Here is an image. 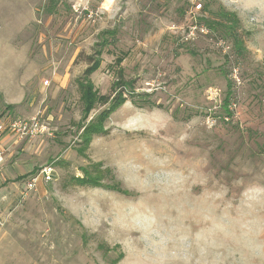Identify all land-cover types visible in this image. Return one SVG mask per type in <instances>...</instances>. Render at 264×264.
<instances>
[{"label":"rangeland","instance_id":"1","mask_svg":"<svg viewBox=\"0 0 264 264\" xmlns=\"http://www.w3.org/2000/svg\"><path fill=\"white\" fill-rule=\"evenodd\" d=\"M0 117V264H264V0H0Z\"/></svg>","mask_w":264,"mask_h":264},{"label":"trees","instance_id":"2","mask_svg":"<svg viewBox=\"0 0 264 264\" xmlns=\"http://www.w3.org/2000/svg\"><path fill=\"white\" fill-rule=\"evenodd\" d=\"M206 14H210L209 19L204 20L205 23L211 28L212 30H219L222 33L226 34L228 37L232 39L233 45L236 49V53H241L244 49L242 41L237 33H235V25L237 24L236 17L230 15L229 12L224 10L223 8L218 10L216 13H213L209 10H204ZM212 13V15H211ZM118 61H121V59H118ZM98 68V61H95L90 67H88L84 71V76L87 78L92 72H94ZM86 84H88V81H86ZM82 86V85H81ZM92 85L88 84L84 87V97L86 99V108L85 113L91 111L97 103H107L109 100L111 103L108 105L106 109H104L97 117L93 120V122L90 124V126L87 128L89 133L95 134L96 132L99 133L103 131L101 129L102 124L105 122V120L110 116L111 113L115 112L125 101L123 97V91L119 95L115 90L112 97H107L104 100L102 97H98L96 100L95 97V91L92 93ZM9 107V106H7ZM93 123L95 126H93ZM84 130H86L84 128ZM90 137H87L86 140H89ZM100 180V178L98 179Z\"/></svg>","mask_w":264,"mask_h":264},{"label":"built area","instance_id":"3","mask_svg":"<svg viewBox=\"0 0 264 264\" xmlns=\"http://www.w3.org/2000/svg\"><path fill=\"white\" fill-rule=\"evenodd\" d=\"M42 126L36 117H32L29 120H14L10 121L0 117V139L5 134H20L22 135H34L41 132ZM4 151L0 149V166L3 163ZM54 170L52 167L47 166L40 169L39 173L32 175V177L25 182V191H31L36 188V183L38 179L43 181H48L53 177Z\"/></svg>","mask_w":264,"mask_h":264},{"label":"crops","instance_id":"4","mask_svg":"<svg viewBox=\"0 0 264 264\" xmlns=\"http://www.w3.org/2000/svg\"><path fill=\"white\" fill-rule=\"evenodd\" d=\"M8 135L9 134H5L0 139V149H2V150H5L7 143H9V141L11 139V137ZM2 164L4 165V163H2ZM3 165H1V166H3ZM16 178H18V177H16ZM16 185L17 184H16L15 179L7 180V178H5V177L0 178V209H3L4 207L6 208L7 205H11L12 200L15 199V196L13 195V193L7 192V187L13 188Z\"/></svg>","mask_w":264,"mask_h":264}]
</instances>
